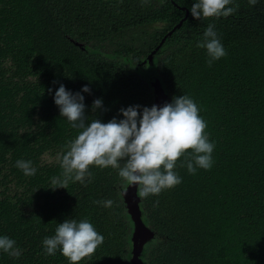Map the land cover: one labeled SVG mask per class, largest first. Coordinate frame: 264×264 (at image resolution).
Returning a JSON list of instances; mask_svg holds the SVG:
<instances>
[{
    "label": "trees",
    "instance_id": "obj_1",
    "mask_svg": "<svg viewBox=\"0 0 264 264\" xmlns=\"http://www.w3.org/2000/svg\"><path fill=\"white\" fill-rule=\"evenodd\" d=\"M194 2L0 0V236L16 241L25 264H69L59 250L46 255L42 241L65 219L83 218L104 242L79 264H130L132 222L111 186L118 170L92 166L91 183L50 188L62 171L56 156L79 130L55 118L61 129L46 138L38 121L57 106L61 84L90 88L81 92L86 123L120 120L122 108L149 107L153 79L170 102L182 93L197 104L214 163L190 174L181 157L180 184L139 196V218L152 233L140 261L264 264V0H233L232 15L207 20L191 16ZM209 23L226 50L211 66L196 47ZM97 98L102 107L93 111ZM18 159L32 161L36 174L25 176ZM100 198L113 206L93 203Z\"/></svg>",
    "mask_w": 264,
    "mask_h": 264
},
{
    "label": "clouds",
    "instance_id": "obj_2",
    "mask_svg": "<svg viewBox=\"0 0 264 264\" xmlns=\"http://www.w3.org/2000/svg\"><path fill=\"white\" fill-rule=\"evenodd\" d=\"M144 2L147 3V0ZM232 2L233 0H196L191 5L190 13L197 20L227 18L236 11L234 7H227ZM248 2L254 6L257 0ZM65 39L71 46L82 49L83 43L80 40L70 36ZM196 47L206 50L209 66L226 55L215 25L211 23ZM152 57L153 54L149 53L146 58L151 60ZM153 81L161 89L157 79H153L151 83ZM74 85L71 84V88L67 90L61 84L53 97L57 106H51L48 113L43 114L38 121L39 133L46 138L55 137L61 129L55 118L65 117L72 128L79 130L77 136L63 145L61 152L57 154L56 160L62 171L51 178L50 188L67 189L70 183H91L94 174L90 167H111L118 170V180L112 181V190L126 211L122 200V191L126 185H136L138 200L139 196H158L163 190L182 182L175 171L181 157H184L181 167H186L190 174H195L197 168L209 170L213 166L215 144L209 140L205 131L207 123L199 115L197 104L188 95L180 93V96L173 97L170 102L161 89L165 101L161 99L159 102L162 107H158L154 104L152 87L149 107L141 109L139 105L129 106L120 109L123 117L120 120L112 118L107 123H102L99 119H91L86 123L84 96L81 92L90 94L91 90L85 85L80 92L73 93L71 90ZM101 107L102 100L95 99L92 110ZM15 166L25 176H33L37 171L30 160L18 159ZM93 203L111 208L114 201L100 198ZM128 216L130 219L129 214ZM147 228L149 229L148 226ZM103 242L104 236L98 233L88 218H83L79 221L65 219L58 223L54 235L45 237L42 245L46 255H55L59 250L69 264H79L84 258H90ZM21 254L22 250L15 240L0 236V260H7V264H25Z\"/></svg>",
    "mask_w": 264,
    "mask_h": 264
},
{
    "label": "water",
    "instance_id": "obj_3",
    "mask_svg": "<svg viewBox=\"0 0 264 264\" xmlns=\"http://www.w3.org/2000/svg\"><path fill=\"white\" fill-rule=\"evenodd\" d=\"M181 20L175 26H179ZM153 93H154V104L158 107H162L159 102L161 99L165 101L164 96L162 95L161 89L158 86L156 81L152 83ZM135 186L136 185H126L125 189L122 191V200L124 202L126 213L130 215V221L132 222L131 233L129 236L130 242V256L129 262L130 264H142L139 259V253L141 250L142 243L147 240L151 235V231L147 228V226L142 222L139 218V210H138V197L135 194Z\"/></svg>",
    "mask_w": 264,
    "mask_h": 264
},
{
    "label": "rangeland",
    "instance_id": "obj_4",
    "mask_svg": "<svg viewBox=\"0 0 264 264\" xmlns=\"http://www.w3.org/2000/svg\"><path fill=\"white\" fill-rule=\"evenodd\" d=\"M129 233H131V232L129 231Z\"/></svg>",
    "mask_w": 264,
    "mask_h": 264
}]
</instances>
